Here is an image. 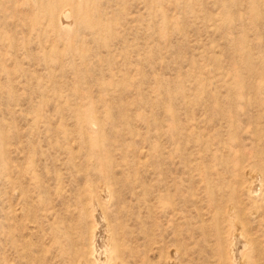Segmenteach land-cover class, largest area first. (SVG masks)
<instances>
[{
    "label": "rangeland",
    "instance_id": "obj_1",
    "mask_svg": "<svg viewBox=\"0 0 264 264\" xmlns=\"http://www.w3.org/2000/svg\"><path fill=\"white\" fill-rule=\"evenodd\" d=\"M68 3L0 0V264L90 262L96 197L112 263L224 264L232 209L264 264V0Z\"/></svg>",
    "mask_w": 264,
    "mask_h": 264
},
{
    "label": "bare ground",
    "instance_id": "obj_2",
    "mask_svg": "<svg viewBox=\"0 0 264 264\" xmlns=\"http://www.w3.org/2000/svg\"><path fill=\"white\" fill-rule=\"evenodd\" d=\"M91 1L92 0H83L82 3L80 2H77L76 0H69V3L68 5L71 6V9L69 8L70 6H67V5H64L63 7L61 6V9L57 12V14L54 13V10L51 12V8L48 9L47 11L51 12L52 16H53V23H54V26L57 28H59L61 31L65 30L66 27H64L65 23H67L69 21V19L71 20V17L73 18V13H75L77 15H81V16H86L88 15L90 12V4H91ZM53 2V1H52ZM68 2V1H67ZM40 4V3H38ZM45 4V3H44ZM52 4V3H51ZM56 4V2H55ZM41 6V5H40ZM42 7V6H41ZM57 7V6H56ZM44 9V8H42ZM57 9V8H56ZM41 13V12H40ZM92 13V12H91ZM43 14H41L40 16H42ZM91 15V14H90ZM78 17V16H77ZM88 17V16H87ZM36 21V20H35ZM93 21V20H92ZM97 21V20H96ZM70 22V21H69ZM75 23V22H74ZM71 27V26H69ZM73 27V26H72ZM70 29V28H69ZM68 32V30H66ZM64 33L63 37H68L70 32H66ZM58 32V31H57ZM58 35V34H57ZM69 43V42H68ZM71 44V43H70ZM71 46V45H70ZM247 174V173H246ZM255 175V174H254ZM253 175V177H254ZM247 176V175H246ZM249 177H251L249 175ZM255 178V177H254ZM32 179V178H31ZM250 179V178H249ZM252 179V178H251ZM248 180V179H246ZM249 181V180H248ZM260 182L262 183V181H260L259 177L257 176L255 179H253L252 181L250 180L249 184H248V194L251 195V196H254V194H258L261 187H260ZM248 183V182H247ZM108 185V184H107ZM106 185V186H107ZM104 187V186H103ZM92 189V188H91ZM107 188H103L102 191L103 193L100 194V197H102V200L103 198H107L108 197V192L109 191H106ZM245 192V191H244ZM15 194V193H14ZM92 194V193H91ZM90 194V195H91ZM96 194V193H95ZM95 194H92V195H95ZM260 194V193H259ZM91 195V197H92ZM97 195V194H96ZM99 195V193H98ZM92 200H89L91 201L90 203L88 202V199L86 201V203L88 202L89 203V209L86 208V211L84 212L85 216L88 217L91 221V233H89V236L90 237V243H89V246H90V262H92L93 264H110L111 260L113 259V255H112V251H113V248H111L112 246H109V243H108V236L105 235V232H106V229H108V227H106V221H105V214L103 212V210L101 209V203H100V200H99V197H96V198H91ZM87 203V204H88ZM233 208V207H232ZM228 209H226L227 211ZM230 210V209H229ZM228 210V211H229ZM227 211V212H228ZM235 212V210H234ZM255 212V211H254ZM252 212V213H254ZM226 213V212H225ZM245 213V211H244ZM227 216V218H226ZM243 216V215H242ZM225 218L227 219L226 224H227V229L225 231L226 233V239L224 237V240H226V248H225V255L226 256V263L224 264H242L240 262L241 257L244 256V254H246L245 252L247 251L246 250V246L248 245L249 242H247V240L244 239V236L245 234H242L240 231V228L239 231L237 232L236 231V228L239 226L238 225V222L237 223V227L235 228V219H236V212H235V217H234V214H233V210L231 209L229 211V213L227 215H225ZM235 218V219H234ZM237 221V220H236ZM225 224V225H226ZM225 230V228H224ZM38 231V230H37ZM89 231V232H90ZM255 231H258L255 229ZM107 233V232H106ZM224 233V232H223ZM222 235H225L223 234ZM254 232H252V235H253ZM251 235V236H252ZM254 236V235H253ZM252 236V237H253ZM111 237V236H110ZM247 237V236H246ZM258 237V236H257ZM247 239V238H246ZM111 240V239H110ZM224 242V244H225ZM252 243V242H251ZM254 246L253 244L251 245V247ZM252 249H255L252 248ZM248 250H249V246H248ZM251 250V249H250ZM249 250V251H250ZM224 251V249H223ZM253 251V250H252ZM259 251V250H258ZM175 253V252H174ZM223 255V254H222ZM260 255V254H259ZM246 256V255H245ZM258 256V255H257ZM170 257V256H169ZM259 257V256H258ZM92 258V260H91ZM243 258V257H242ZM261 258V255L260 257ZM172 259V258H171ZM256 259V258H255ZM168 260V258H167ZM252 260V259H251ZM84 261V260H83ZM90 263L89 261H85V263H82V264H87ZM117 262V260L115 261V263ZM91 263V264H92ZM112 263V262H111ZM114 263V262H113ZM112 263V264H113ZM114 263V264H115ZM118 264V263H116ZM168 264V263H167ZM218 264V263H217ZM255 264V263H254Z\"/></svg>",
    "mask_w": 264,
    "mask_h": 264
}]
</instances>
